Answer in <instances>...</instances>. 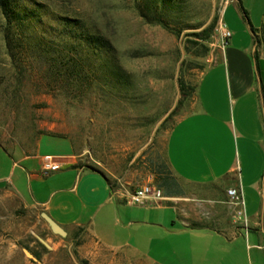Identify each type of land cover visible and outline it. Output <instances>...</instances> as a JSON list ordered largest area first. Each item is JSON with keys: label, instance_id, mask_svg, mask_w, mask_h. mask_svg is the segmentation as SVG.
<instances>
[{"label": "crops", "instance_id": "obj_1", "mask_svg": "<svg viewBox=\"0 0 264 264\" xmlns=\"http://www.w3.org/2000/svg\"><path fill=\"white\" fill-rule=\"evenodd\" d=\"M220 19L232 35L169 132L173 177L154 185L162 199L131 204L107 175L79 162L70 137L52 131L29 144L0 140V192L69 234L90 230L124 264H264V0H226ZM47 157L58 167L49 173ZM230 188L243 194L247 223Z\"/></svg>", "mask_w": 264, "mask_h": 264}, {"label": "rangeland", "instance_id": "obj_2", "mask_svg": "<svg viewBox=\"0 0 264 264\" xmlns=\"http://www.w3.org/2000/svg\"><path fill=\"white\" fill-rule=\"evenodd\" d=\"M33 1L45 3L52 16L80 18L109 39L127 77L121 84L97 79L76 91L66 89L46 62L26 50L13 61L0 11V140L29 144L45 131L66 135L79 162L102 171L126 195L145 183L156 185L157 178L171 179L164 164L168 135L195 97L177 107L179 78L196 85L214 61L226 0H173L162 10L167 26L144 16L152 14L147 0ZM217 15L208 40L188 35L209 27ZM45 21L59 25L49 16ZM121 259L102 249L90 230L63 237L14 192H0V264H124Z\"/></svg>", "mask_w": 264, "mask_h": 264}, {"label": "trees", "instance_id": "obj_3", "mask_svg": "<svg viewBox=\"0 0 264 264\" xmlns=\"http://www.w3.org/2000/svg\"><path fill=\"white\" fill-rule=\"evenodd\" d=\"M172 1L147 0V8L152 14L144 11L143 14L150 22L167 26L162 10ZM0 11L4 18L2 32L7 53L13 61L20 60L19 55L26 50L48 64L52 78L61 80L66 89L75 91L90 86L97 79L116 84L125 82L126 72L118 63L111 41L90 30L82 19L52 16L45 3L33 0H0ZM46 16L59 25L47 23ZM218 18L215 16L209 27L188 35L208 40ZM206 53L197 52L198 55ZM179 87L182 97L177 107L196 92V85L188 84L182 77L179 78ZM82 262L88 264L86 260Z\"/></svg>", "mask_w": 264, "mask_h": 264}, {"label": "built area", "instance_id": "obj_4", "mask_svg": "<svg viewBox=\"0 0 264 264\" xmlns=\"http://www.w3.org/2000/svg\"><path fill=\"white\" fill-rule=\"evenodd\" d=\"M220 29L222 39L226 40L231 37V31L226 27V25L220 21ZM44 172L49 173L50 171L56 170L58 167L53 163L52 158L47 157L44 162ZM229 202L235 205L237 208L236 215L237 219L247 223V217L245 213V201L241 190L237 188H230L228 190ZM162 199V190L153 186L151 183H145L137 187L133 192L128 194V201L131 204L142 205L150 200H160Z\"/></svg>", "mask_w": 264, "mask_h": 264}, {"label": "water", "instance_id": "obj_5", "mask_svg": "<svg viewBox=\"0 0 264 264\" xmlns=\"http://www.w3.org/2000/svg\"><path fill=\"white\" fill-rule=\"evenodd\" d=\"M42 216L54 233L59 234L63 237L67 236L68 232L47 213L44 212Z\"/></svg>", "mask_w": 264, "mask_h": 264}]
</instances>
